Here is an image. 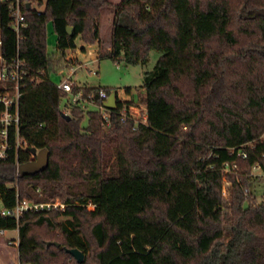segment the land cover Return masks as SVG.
<instances>
[{
    "label": "trees",
    "instance_id": "trees-1",
    "mask_svg": "<svg viewBox=\"0 0 264 264\" xmlns=\"http://www.w3.org/2000/svg\"><path fill=\"white\" fill-rule=\"evenodd\" d=\"M21 1L18 41L15 0L0 1L2 58L11 63L18 51L26 65L18 127L26 149L11 143L0 161V202L66 206L0 215V232L17 231L18 264H78L67 253L74 249L80 264H264V196L249 189L253 167L264 178V0ZM106 10L107 57L139 65L152 51L161 56L137 99L117 101L108 127L80 106L67 107V121L66 95L49 76L46 27L61 57L80 38L101 59ZM77 89L96 104L100 90L112 93ZM140 105L137 121L121 122L123 107ZM28 148L48 150L49 164L16 178L18 164L34 161ZM225 165L239 176L227 177L228 201ZM90 203L97 207L88 211Z\"/></svg>",
    "mask_w": 264,
    "mask_h": 264
},
{
    "label": "rangeland",
    "instance_id": "rangeland-1",
    "mask_svg": "<svg viewBox=\"0 0 264 264\" xmlns=\"http://www.w3.org/2000/svg\"><path fill=\"white\" fill-rule=\"evenodd\" d=\"M32 6H36V2H32ZM112 19L113 12L112 10H106L103 12V15L100 19V40L103 42V54L101 59H97L95 53L97 48L95 45L85 44L80 38L76 39V48L74 50L66 51L64 57H61L60 53L56 50V41L55 35L53 33L52 23H49L46 27V45H47V54L53 61L54 67L50 70L49 76L51 81L55 84H59L62 80L71 77V80L75 82L80 87H98L101 89L111 90L112 93H119L120 97L127 98L128 95L125 92V89H130L132 94L130 97L137 99V92L140 93V86L143 83L144 77L149 74L154 66L156 65L157 60L161 56L158 51H152L149 53L148 61L145 64L139 65H128L125 62L114 61L107 57L111 42V31H112ZM84 48V51L81 48ZM74 54L69 57L70 54ZM69 57V58H68ZM78 58V59H77ZM69 59V60H68ZM79 60V62H78ZM52 63V64H53ZM80 67H82L80 69ZM71 69H74V74L70 75ZM64 76H63V75ZM62 101V106L64 105ZM139 111H136L135 114L140 116L141 111L144 110L143 106L140 105ZM88 110H93L89 108ZM85 125V121L82 123ZM223 173L225 175L222 183L221 194L225 201H228L230 198V188L231 184L228 181V176H238V167L235 168H224ZM251 175L254 176L253 183L250 185V192L257 195L258 200H261L264 196V178L260 175L259 170L255 167L251 170ZM42 192V189H40ZM97 207V206H96ZM95 208L91 203L87 205V210H93ZM3 209L2 203L0 202V210ZM0 239L6 241L7 243L10 240H17L18 243V234L15 230L4 231L3 234H0ZM13 241H11L12 243ZM13 251L9 250L8 252L0 251V264H3L4 261L8 260L11 264H14L15 259L12 258ZM16 251L14 255H17ZM18 264V263H17Z\"/></svg>",
    "mask_w": 264,
    "mask_h": 264
},
{
    "label": "built area",
    "instance_id": "built-area-1",
    "mask_svg": "<svg viewBox=\"0 0 264 264\" xmlns=\"http://www.w3.org/2000/svg\"><path fill=\"white\" fill-rule=\"evenodd\" d=\"M24 3V1L15 0L13 4L14 11L12 14V24L14 32L17 35V41L19 38V32L21 28L24 27V17L21 7ZM1 46L2 42L0 39V161L5 160L8 157V152L13 147L16 152H18L19 149H26L24 143L21 142L18 129L20 120V87L25 79L26 65L25 61L19 58L18 51L16 53V57L11 63L6 62L1 55ZM73 73L74 69H71V74ZM70 77L71 76L62 80L58 85L56 84L57 89L66 95L67 106H64L62 109L64 110V113H68L69 110L67 109V107L70 106H80L81 110H83L84 112H88L89 108H93V111L99 113L101 125L103 127H108L111 123V117L115 108L110 109L105 106L107 98L110 96V94H114L116 103L118 101L123 104L127 100L123 96L121 98L119 93L109 94L108 92L100 90L98 97L101 104H96L91 96L85 98L83 92L80 89H77L76 91L73 90L74 83ZM136 111H139V109L130 107L129 114H127V109L123 107V110L119 113L121 122L125 121L128 118H133L137 121L140 116L135 114ZM11 143H13V147ZM238 155L241 158L245 159L244 154ZM31 157L33 156L31 155ZM19 167L20 164H18L16 168V178L20 176ZM225 168L229 169L230 165H225ZM231 168H235V165L231 166ZM65 206V204L59 201L55 202L54 204H37L35 202L24 201L17 203L13 209L3 208L2 210H0V215L14 217L16 220H19L23 212L38 213L41 211H50L55 209L63 210ZM94 206L96 208V205Z\"/></svg>",
    "mask_w": 264,
    "mask_h": 264
},
{
    "label": "water",
    "instance_id": "water-1",
    "mask_svg": "<svg viewBox=\"0 0 264 264\" xmlns=\"http://www.w3.org/2000/svg\"><path fill=\"white\" fill-rule=\"evenodd\" d=\"M26 6L27 8L30 7L29 4H26ZM71 31H72V27H68L67 32L70 34ZM105 106L110 109L115 108L116 101L114 94H110V96L107 98L105 102ZM61 116L67 121L70 120V117L65 113H62ZM28 151L34 157V161L20 165L19 173L20 175L33 176L37 174V172L46 169V167L48 166L49 152L46 149L37 150L35 148H28ZM50 244L55 247L59 246L58 243H47L46 245L49 246ZM67 253L71 255V257L75 259L78 264L82 263L84 260V255L80 250L77 249L67 250Z\"/></svg>",
    "mask_w": 264,
    "mask_h": 264
},
{
    "label": "crops",
    "instance_id": "crops-1",
    "mask_svg": "<svg viewBox=\"0 0 264 264\" xmlns=\"http://www.w3.org/2000/svg\"><path fill=\"white\" fill-rule=\"evenodd\" d=\"M110 47V46H109ZM83 48V47H82ZM82 48H81V50H82ZM96 48H97V46H96ZM72 50H74V49H72ZM72 55H74L73 53L72 54H70L69 55V57H71ZM95 55H96V57H97V52L95 53ZM68 57V58H69ZM74 57H75V55H74ZM76 58V57H75ZM78 59V58H77ZM97 59H98V57H97ZM69 60V59H68ZM78 62H79V60H78ZM82 67H80V69H81ZM70 74H71V72H70ZM74 74V73H73ZM72 77V76H71ZM70 77V78H71ZM74 83V85L76 86V87H78V88H84V87H80V86H78L75 82H73ZM127 101H130V99H131V97L130 96H128L127 98H125ZM17 232V231H16ZM3 233H4V231H3ZM3 233H0V234H3ZM6 241H9V240H2V239H0V251H2V252H4V251H6V252H8L9 250H11V251H13L12 253H13V256H12V258L13 259H15V262H14V264H17L18 263V261H17V258H18V254L17 255H14L15 254V252L17 251V245H18V243H17V240L15 241V240H10V242L9 243H7ZM11 241H13L12 243H11ZM18 252V251H17ZM3 264H11V262L10 261H8V260H6V261H4L3 262Z\"/></svg>",
    "mask_w": 264,
    "mask_h": 264
}]
</instances>
